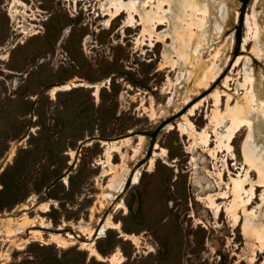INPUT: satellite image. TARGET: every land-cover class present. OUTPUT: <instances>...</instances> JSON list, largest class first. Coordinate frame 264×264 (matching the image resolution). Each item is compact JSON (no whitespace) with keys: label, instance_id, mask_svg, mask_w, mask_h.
<instances>
[{"label":"rangeland","instance_id":"374dc122","mask_svg":"<svg viewBox=\"0 0 264 264\" xmlns=\"http://www.w3.org/2000/svg\"><path fill=\"white\" fill-rule=\"evenodd\" d=\"M207 1L200 29L208 47L191 62L174 56L177 67L170 69L166 47L178 46L177 39L167 35L154 45L135 43L143 29L140 16L150 6L139 4L140 14L127 26L126 12L106 24L95 0L76 5L72 0H0V264H264L256 235L243 231L241 210L232 230L224 206L231 197L218 199L223 207L216 219L206 202L197 200L218 190L216 172H222L225 189L230 176L251 170L245 165L242 171L241 165L248 128L233 137L232 155L218 151L215 159L210 98L189 116L198 130L207 125L208 146L195 144L177 128L193 103L222 89L229 72L243 80L237 73L245 57L264 104V0ZM164 14L157 31L172 32L180 14ZM246 15L259 35L258 52L252 40L240 50ZM237 56L244 58L233 66ZM212 63L218 75L206 78L204 88L198 82ZM194 66L200 68L196 75ZM235 82L230 81V93ZM70 83L75 84L51 93ZM244 93L238 89L231 105L242 104ZM253 110L260 115L256 105ZM177 114L158 132L157 148L149 149L148 136H125L153 130ZM93 136L100 140L82 145L74 161L79 142ZM256 140L264 144V124ZM160 149L166 150L164 156ZM73 161L70 172L49 187ZM249 175L258 179L254 169ZM261 193L263 186L247 211L256 210L264 234ZM52 235L67 240L62 244ZM89 243L100 257L90 253Z\"/></svg>","mask_w":264,"mask_h":264},{"label":"bare ground","instance_id":"6f19581e","mask_svg":"<svg viewBox=\"0 0 264 264\" xmlns=\"http://www.w3.org/2000/svg\"><path fill=\"white\" fill-rule=\"evenodd\" d=\"M70 1V0H65ZM98 4V9L100 10V14L102 17L107 16L105 23L108 24L109 21L115 19L121 13L126 12L127 17L125 22L128 23L127 26L134 24V17L135 14H140L137 7H139L140 1L139 0H95ZM73 4L76 5L77 0H72ZM208 3L207 0H176L175 2L171 0H145L142 4V9L144 7H149V9L145 10V15L140 16L139 23L143 24V29L141 34L136 37L135 43L136 44H144L145 41L148 42L150 45H154L159 41H165L167 35H171L172 39H177L179 41V45L176 46L175 43L170 44L169 47H166L167 50V57L166 62L169 63L170 69H175L177 67V60L174 59V56H178L183 63L191 62L194 58L197 57L203 52L205 46L208 47V42L206 41L205 34L200 29L205 26V16L208 11V7L206 6ZM140 4V5H141ZM223 4V3H222ZM167 5V8L164 6ZM218 5V4H217ZM224 6V4H223ZM175 9V10H173ZM171 10L178 11L180 16L177 18L175 24L176 27L172 32L168 31H157V26L162 24L163 21H166L167 17L165 16V12ZM227 11L226 9H224ZM209 12V11H208ZM225 13V12H224ZM221 14H223V10H221ZM218 15V13H217ZM222 17V16H221ZM222 22V21H221ZM138 23V22H137ZM245 35L243 36V41L241 44L240 50L243 52L246 50V43L247 40H252L253 45L251 48L257 50L258 52V32L257 29L252 26V21L249 19L248 15L245 17ZM219 26V24H217ZM259 25V24H258ZM125 26V25H124ZM207 26V25H206ZM260 26V25H259ZM222 27V26H221ZM126 28V27H125ZM196 29V30H194ZM205 29V28H204ZM203 29V30H204ZM123 32V31H122ZM205 32V31H204ZM209 40V39H208ZM168 46V45H167ZM175 53V54H172ZM217 57V53L211 55L212 60H215ZM244 57L237 56V58L233 62V66H236L240 60ZM200 59V58H199ZM251 59V57H250ZM213 62V61H212ZM248 57H245L244 63L240 71L237 73L239 74L242 72L243 80L240 81L237 77H233V75L227 74L222 81L220 82V87L222 89H214L205 97H202L195 103H193L185 113L180 116L181 122L177 123V128L181 133H186L189 138L193 139L195 144H202V146H208L210 136L207 131V125L198 130L193 123V121L189 118L190 115L193 114L194 110L201 105L202 102L210 98L212 101V114L209 116V122L212 123L213 126V134L216 140V150H212L210 152L212 158L217 157L218 151L226 150L227 153L232 155V139L235 134L240 131L243 127L248 128V135L243 142L242 146V156L243 162L242 171L245 170V165H247L251 170L254 169L258 173V179L252 180L250 178V172L247 168L242 174H237L236 177L230 176V182L225 189L221 187L223 176L222 172L218 171L215 173L217 182L216 188L218 189L213 194H207L206 196H197V200L205 201L206 206L210 208L213 213V217L216 219L219 216V213L223 207L221 201L218 199H228L231 197L228 203L224 204L225 210L230 214L232 217V230L236 228L238 225L239 220L241 219L240 210L244 216V222L242 225L243 231L253 232L256 235V238L259 242V253L264 252V234L261 233L259 220L256 216V210L252 209L250 212L247 211L248 206L253 203L255 196V191L258 187H264V144L259 143L256 140V132L260 131V128L264 124L263 119L261 116H264V104L262 99L258 97L254 91L252 85V79L250 75V71L248 69ZM201 63V62H200ZM199 63V64H200ZM179 65V64H178ZM166 66V64L164 65ZM168 66V65H167ZM195 68V66H194ZM233 68V67H232ZM180 69V68H179ZM200 69V68H199ZM198 68L194 69V72L191 71L190 73H198ZM178 70V69H177ZM218 65L212 63V65L208 66L204 70H202L203 78L200 79L198 82L199 85L206 88L208 86V77H216L218 75ZM240 77V76H239ZM235 82V89L234 92L230 93V81ZM75 83L65 84L61 87H53L51 89V93H53L56 89H63L69 88L71 85L74 86ZM255 84V83H254ZM238 89H244L245 93L242 97V104H234L231 105V101L235 98V92ZM256 90V89H255ZM94 94H96V88L94 89ZM224 99V110L220 109L219 106ZM237 103V102H236ZM253 105H256V108L259 109L260 115L255 114L253 110ZM221 127H225L224 133H220L219 129ZM140 135V134H139ZM142 136L140 135V138ZM104 143V142H103ZM111 147V143H108V148ZM154 148H157V145H154ZM161 151L158 153L160 155H165L166 150L160 149ZM155 153V152H154ZM75 160V157H74ZM110 154L107 152L105 163H110ZM153 159L149 161V168L152 166ZM225 163L226 159H225ZM227 166V165H226ZM227 169V168H226ZM241 169V168H240ZM228 171V170H227ZM239 173V172H238ZM123 175V174H122ZM123 176L119 177L117 181L122 182ZM138 179V171H135L132 177V181L136 182ZM248 185V188L246 186ZM209 191V190H208ZM110 193H106L105 196H109ZM262 202H264V194L261 193ZM264 206V205H263ZM230 218V217H229ZM231 219V218H230ZM115 228L118 227V223H116ZM84 231V229H81ZM259 231V232H258ZM33 233H40V231H32ZM126 235V234H125ZM67 237H72L71 234L66 233ZM251 236V235H250ZM53 239H58V242L65 244V241L60 240L59 235H52ZM65 238L64 237H61ZM135 240V238H134ZM59 244V243H58ZM251 244V243H250ZM90 249V253L100 257V254L95 250L92 246V243H89L87 246ZM256 251V249H255ZM254 254V253H253ZM258 255V254H256ZM121 261V259H120ZM240 262V260H239ZM252 263L255 262V258L251 260Z\"/></svg>","mask_w":264,"mask_h":264},{"label":"water","instance_id":"95a60500","mask_svg":"<svg viewBox=\"0 0 264 264\" xmlns=\"http://www.w3.org/2000/svg\"><path fill=\"white\" fill-rule=\"evenodd\" d=\"M88 84L90 86H93L92 83H89ZM195 101V100H194ZM179 114L177 115H171L167 118H165L164 120H162L153 130H138V131H135V132H131L129 134H126L125 136H133V135H145V136H148L150 138V143H149V149L153 148L154 146V143H155V139H156V136L158 134V132L163 129L165 127V125H167L168 123L172 122L175 120V118L178 116ZM124 136V137H125ZM91 140H100L98 137L96 136H93V137H88V138H85L84 140L80 141L76 150H75V159L77 158V155L79 153V150L81 149V146L86 144L87 142L91 141ZM75 161V160H74ZM74 161L71 163V165L65 170V172H63V175L55 178L50 184H49V187L52 186L56 181L60 180L63 176H66L71 168L73 167L74 165ZM0 170H1V164H0ZM49 187H46V190L49 188Z\"/></svg>","mask_w":264,"mask_h":264}]
</instances>
